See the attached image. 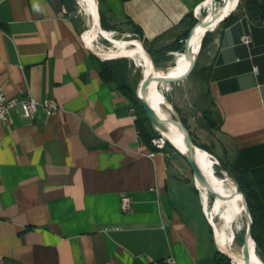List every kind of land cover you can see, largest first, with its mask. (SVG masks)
<instances>
[{
  "label": "crops",
  "instance_id": "0c3cea01",
  "mask_svg": "<svg viewBox=\"0 0 264 264\" xmlns=\"http://www.w3.org/2000/svg\"><path fill=\"white\" fill-rule=\"evenodd\" d=\"M97 1L113 30L138 26L155 43L179 36L185 16L213 0ZM69 6L0 0L4 91L60 104L51 115L0 119V264H161L170 255L215 264L221 250L186 157L143 143L133 101L103 79L109 58L89 48ZM232 13L211 29L203 70L173 81L197 88L212 148L247 170L264 204V22Z\"/></svg>",
  "mask_w": 264,
  "mask_h": 264
},
{
  "label": "bare ground",
  "instance_id": "6f19581e",
  "mask_svg": "<svg viewBox=\"0 0 264 264\" xmlns=\"http://www.w3.org/2000/svg\"><path fill=\"white\" fill-rule=\"evenodd\" d=\"M78 1L84 5V9L89 15V24L84 32V38L89 48L104 58L136 56L139 61L142 67V77L137 89H139L142 83L144 91L142 97H140L138 92L139 98L145 103L155 129L161 133L162 138L160 140L165 142L169 141V138H172L175 142L181 143V145L185 143L189 147L194 148L202 158H205L212 164L209 171L197 169L198 172L194 176V180H196L195 183L197 182L196 184H198L202 191L206 212L209 215H215L212 218V225L219 248L233 257L237 264H264L261 255L255 248L256 243L252 235L248 234L252 220L250 210L241 202L243 198L242 190L240 189L241 193L239 197V189L234 177L227 172H225V175H219L215 168L212 153L198 146L187 137L184 124L180 120L175 107L159 88L164 80L172 76L171 73L187 72L194 67L200 52L202 39L206 32L209 29L215 28L222 20L229 16L235 10L239 0H225L214 7L212 6L213 8L206 13L199 14V21L189 36L186 51H175L174 54L176 53L178 56V61L168 67L156 65L140 43H135L131 40L122 41L120 44H105L101 42L98 1ZM208 186L218 193L211 207L207 203ZM244 213L249 216H247L248 221L246 222L248 243L241 242L235 244L234 217L238 215L240 220ZM220 245L231 253L223 250Z\"/></svg>",
  "mask_w": 264,
  "mask_h": 264
},
{
  "label": "rangeland",
  "instance_id": "374dc122",
  "mask_svg": "<svg viewBox=\"0 0 264 264\" xmlns=\"http://www.w3.org/2000/svg\"><path fill=\"white\" fill-rule=\"evenodd\" d=\"M223 1H225V0H213L207 7H204L203 12L209 11L215 5L220 4ZM245 1L246 0L241 1V5L236 9V12H243L244 11ZM67 3L70 5L69 6L70 7V10H69L70 14L74 17V19L80 25V29H82V31L85 32V30L89 24V15L86 12V10L84 9L85 8L84 5L82 3H80L78 0H67ZM126 28H129V32L125 31ZM119 29L122 32L119 33L116 30L106 29L102 26L100 28V31H101L100 32V41L105 43V44H120L122 41L131 40L135 43L142 44L144 46L145 50H147V52L150 51L152 58H153V61L156 65H159L160 67H168L172 64L177 63L178 56L176 55V53L174 54L175 50H171V49H173L174 46L177 44L178 39L183 35L184 31L179 36L172 37V36L167 35L155 43H149V42H144L143 36L137 31V29L134 26H130V27L121 26V27H119ZM185 31H186V29H185ZM121 33H123V34H121ZM210 34H211V30L208 31V37L206 39V43L204 46H203V41H204L205 36L202 39L201 46H200L201 47L200 52L198 54V59H197L196 65H194V67H193V69H194L193 74L194 75L196 73H198L199 71L201 72L203 70L202 64H203V59H204L205 53H207V48H208L210 40H211ZM187 36H184L182 38L184 40L183 47L181 50H178L179 52H182L184 50L185 39L187 38ZM117 58L125 59L126 62L128 63V71H127L128 73L127 74L129 76L130 81L132 82V84L137 89L138 83L142 77V67H141L139 61L137 60L136 56H119ZM191 71L188 74H186V72H173V73H171L172 76H170L166 80H164L160 84L159 88L162 91V93L164 94V96L169 101H171V103L175 107V109L179 115L180 120L182 121V118H184L186 120V122L189 123L188 125H189L190 129L194 133L198 132V134L200 136V139H198L199 143H201L202 145H205V143L207 141V143H208V144H206V145H208L207 147L211 151L214 152L213 159H214L215 168H216L218 174L219 175H225V172L230 174V171L227 170L224 166V164H229L227 157L222 154L223 151L221 148H218L217 152L212 148L210 140L208 139V137L212 136V134L207 132L208 131L207 127L203 128V126L208 124V122H205V120H207V119H205V116H204V114H205V112H203L204 108L201 105V103H199V100H197V98L199 96L197 88L194 86L193 83H188V81H185L184 83L173 81V80L185 78L186 76H188L191 73ZM184 74H186V75H184ZM138 92L140 94V97H142L144 94L142 83L138 89ZM182 123H183V121H182ZM152 125H153V123H152ZM158 133H160V132H158ZM157 138H159V139L162 138L161 133H160L159 137H157ZM212 138H213V136H212ZM170 147L175 148L173 145ZM185 160H186L187 166H188L187 167L188 174L191 176L192 179H194L193 168L186 158H185ZM237 184H238V182H237ZM238 186H239V184H238ZM239 188H240V186H239ZM213 199H214V193L210 190V188L208 186V192H207V200L208 201H207V203H208L209 207L212 206ZM246 202H242V203L246 207H248V209L250 210V207H249L248 203H246ZM208 216L211 219V224H212V218L215 215L211 214ZM247 216L248 215L246 213L242 214L240 220H239L238 215L234 217L233 229H234V233H235V244L241 243V242L245 243L244 238L246 235V226H247L246 222L248 221V217H249V216L248 217ZM250 216H251V213H250ZM251 220H252V216H251ZM251 223H252V221H251ZM255 248L257 249L256 244H255ZM230 261H231V264H237L233 257H230Z\"/></svg>",
  "mask_w": 264,
  "mask_h": 264
},
{
  "label": "trees",
  "instance_id": "16d2710c",
  "mask_svg": "<svg viewBox=\"0 0 264 264\" xmlns=\"http://www.w3.org/2000/svg\"><path fill=\"white\" fill-rule=\"evenodd\" d=\"M241 1L242 0H239L235 10L237 9V7L241 5ZM244 11L256 23L264 22V0H246ZM196 13L199 19V12L196 11ZM233 18H234V15L233 13H231L223 21L225 23H230L233 20ZM196 22H197V18L194 15V13H189L185 16V18L183 19V23H185L187 26L186 31H184L185 34L183 33V35L178 39L177 44L171 50L178 51L182 49L183 42H184L182 38L189 34L191 27ZM99 26L100 27L103 26L106 29H113L111 25L109 24L105 13L102 10H100L99 12ZM135 28L141 35H143L142 29L140 27L136 26ZM208 31L206 32V35L203 41V46L206 43V39L208 37ZM183 51H186V48ZM149 53L151 54L150 51ZM149 53L147 52L148 55ZM117 57L119 56H114L109 59L100 60V74L104 80L109 81V82H114L118 86V88L133 101L136 107V115H137L136 123H137V127L139 130L140 136H141V140L143 141V143L147 144L151 148L158 150L159 148H157L152 143V140L154 138L159 137L160 133H158L155 130L150 118L147 115L144 105L141 103V101L136 96V87L132 84L127 74L128 73L127 72L128 63L126 62L125 59L117 58ZM182 121L185 124L184 127L185 126L187 127V128L185 127L186 133L188 135L186 136L189 139H191L195 144L208 150L209 152L213 154V152L207 146L199 143L196 135L190 129L188 123L186 122L184 118H182ZM167 146H172L169 141L165 142L164 148ZM224 166L227 170L230 171V174L234 177L236 183L238 182L240 188L242 189L243 198L241 202L247 201L246 203H248L250 207V212H251L252 222H253L251 223L252 224L251 226L252 237L256 243L258 252L260 253L262 259L264 260V204L261 199V196L259 192L256 190L254 182L251 179L247 170L241 169L232 164H224ZM239 186H238V189H239V197H240L241 191H240ZM210 190L212 191V189ZM223 250L230 252L224 248ZM230 257H231L230 255L228 256L227 254L221 251H217L215 253V264H231Z\"/></svg>",
  "mask_w": 264,
  "mask_h": 264
},
{
  "label": "built area",
  "instance_id": "2783aa9c",
  "mask_svg": "<svg viewBox=\"0 0 264 264\" xmlns=\"http://www.w3.org/2000/svg\"><path fill=\"white\" fill-rule=\"evenodd\" d=\"M241 40L249 44L251 42V36L249 34H244ZM59 108V102L53 97H47L45 99H39L33 95H27L24 98L11 97L4 91L0 82V119L4 122L12 123L14 121V113H18L25 119H34L40 111H44L51 115L56 113ZM152 143L159 149L165 146V142L161 141L159 138H154ZM153 154L154 153H152V155ZM122 207L124 211H130L133 208V200L128 194L122 195ZM116 228L118 227L106 226L104 230L108 231ZM161 264H178V262L173 255H170L166 257Z\"/></svg>",
  "mask_w": 264,
  "mask_h": 264
},
{
  "label": "water",
  "instance_id": "95a60500",
  "mask_svg": "<svg viewBox=\"0 0 264 264\" xmlns=\"http://www.w3.org/2000/svg\"><path fill=\"white\" fill-rule=\"evenodd\" d=\"M197 11V10H196ZM228 17V16H227ZM196 18H197V22L199 21L198 20V16L196 15ZM196 22V23H197ZM196 23L191 27V29H190V31H189V34H188V37L185 39V45H184V49L186 48L187 49V42H188V39H189V36L191 35V33H192V31H193V29H194V27H195V25H196ZM150 54V53H149ZM150 56H151V54H150ZM151 58H152V56H151ZM152 60H153V58H152ZM140 83V82H139ZM136 96H137V98L140 100V98H139V94H138V89H136ZM141 101V103L144 105V107H145V109H146V111H147V107H146V105H145V103L143 102V100H140ZM147 114H148V111H147ZM148 116H149V114H148ZM150 117V116H149ZM151 119V118H150ZM188 133H189V131H188ZM189 135H190V133H189ZM166 142V141H165ZM169 142L177 149V150H179L185 157H186V159H188V161H189V163L191 164V166H192V168H193V174H194V176L197 174V169H199V170H204V169H206V170H210V168L212 167V164L208 161V160H206L205 158H202L201 157V155L194 149V148H191V147H189L187 144H185L184 143V145L182 144L181 145V143H177V142H175V140H173L172 138H169ZM197 185V184H196ZM212 192L214 193V199L218 196V193H217V191L216 190H212ZM216 200V199H215ZM251 213V212H250ZM253 223V222H252ZM251 226H252V224H251ZM251 226H250V228H249V231H248V234L249 235H252V232H251ZM244 240H245V244L246 243H248V236H247V234L245 235V238H244ZM221 250V249H220ZM221 252H223V253H225L224 251H222L221 250ZM225 254H227V253H225ZM228 256H229V254H227Z\"/></svg>",
  "mask_w": 264,
  "mask_h": 264
}]
</instances>
